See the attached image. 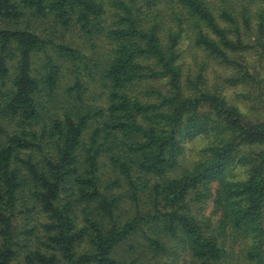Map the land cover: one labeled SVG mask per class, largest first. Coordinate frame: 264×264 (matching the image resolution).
<instances>
[{
  "label": "trees",
  "instance_id": "1",
  "mask_svg": "<svg viewBox=\"0 0 264 264\" xmlns=\"http://www.w3.org/2000/svg\"><path fill=\"white\" fill-rule=\"evenodd\" d=\"M180 252L264 264V0H0V264Z\"/></svg>",
  "mask_w": 264,
  "mask_h": 264
},
{
  "label": "rangeland",
  "instance_id": "2",
  "mask_svg": "<svg viewBox=\"0 0 264 264\" xmlns=\"http://www.w3.org/2000/svg\"><path fill=\"white\" fill-rule=\"evenodd\" d=\"M178 47H181L183 49L184 42H179ZM184 60V64H186L189 60V57H187L185 54L181 56ZM214 72L220 73L221 69L218 65L213 66ZM208 75H211L212 73L210 70L207 72ZM239 88H233V87H227L223 91V95L225 97V100L227 103H232L237 106L239 111L242 114H245L246 116L250 115V111L248 109L247 103H244L239 98L235 97V94L238 92ZM206 141L203 136L196 135L188 139H184L182 142V151L179 154L178 160H180V163L182 165H189L194 160H196L200 154V150L204 147ZM236 178L242 177V171L240 169L236 170ZM210 207H206L207 212H209ZM216 214H211V221H214L216 218ZM130 252V251H129ZM144 264H194L191 257L186 252H180L179 255L172 260L167 257H159V258H152V259H146Z\"/></svg>",
  "mask_w": 264,
  "mask_h": 264
}]
</instances>
